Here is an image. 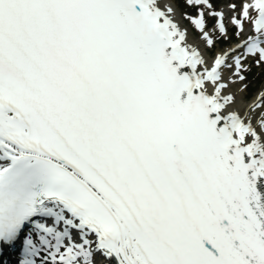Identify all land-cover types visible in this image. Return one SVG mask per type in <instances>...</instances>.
I'll return each instance as SVG.
<instances>
[{
  "label": "snow or ice",
  "instance_id": "6c2138e0",
  "mask_svg": "<svg viewBox=\"0 0 264 264\" xmlns=\"http://www.w3.org/2000/svg\"><path fill=\"white\" fill-rule=\"evenodd\" d=\"M253 67L264 0H0V264H264Z\"/></svg>",
  "mask_w": 264,
  "mask_h": 264
},
{
  "label": "rangeland",
  "instance_id": "374dc122",
  "mask_svg": "<svg viewBox=\"0 0 264 264\" xmlns=\"http://www.w3.org/2000/svg\"><path fill=\"white\" fill-rule=\"evenodd\" d=\"M226 1V0H225ZM225 3V2H224ZM187 10L188 9H190V8H186ZM258 71V69H256L255 71H253L251 74H250V78H252V77H254L253 75L256 73ZM253 85V81H251V84H250V86L249 87H251ZM263 85V82H261L259 85H257V86H255V87H253L252 86V88L253 89H257V88H259L260 86H262ZM254 92V91H253ZM253 92H252V94L250 95V96H252L253 95Z\"/></svg>",
  "mask_w": 264,
  "mask_h": 264
},
{
  "label": "bare ground",
  "instance_id": "6f19581e",
  "mask_svg": "<svg viewBox=\"0 0 264 264\" xmlns=\"http://www.w3.org/2000/svg\"><path fill=\"white\" fill-rule=\"evenodd\" d=\"M183 23H184V20H183ZM184 24H185V23H184ZM185 25H186V24H185ZM188 28H189V27H188ZM189 30H190V28H189ZM198 42H200V43L202 44L201 41H198ZM263 86H264V85H263ZM239 87H240V86H239L238 84H233V85H232V88H233L234 90H235V89H238ZM244 94H245L244 92L239 93V95L242 96V97L244 96Z\"/></svg>",
  "mask_w": 264,
  "mask_h": 264
}]
</instances>
